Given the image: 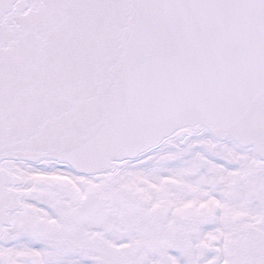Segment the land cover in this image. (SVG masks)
Returning <instances> with one entry per match:
<instances>
[{"label": "snow or ice", "instance_id": "1", "mask_svg": "<svg viewBox=\"0 0 264 264\" xmlns=\"http://www.w3.org/2000/svg\"><path fill=\"white\" fill-rule=\"evenodd\" d=\"M0 264H264V0H0Z\"/></svg>", "mask_w": 264, "mask_h": 264}]
</instances>
